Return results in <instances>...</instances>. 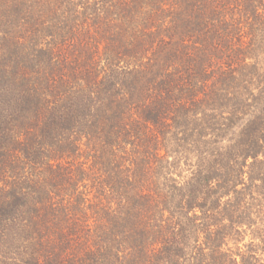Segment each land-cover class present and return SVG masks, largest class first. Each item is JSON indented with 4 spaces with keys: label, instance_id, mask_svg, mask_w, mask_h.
<instances>
[{
    "label": "trees",
    "instance_id": "obj_1",
    "mask_svg": "<svg viewBox=\"0 0 264 264\" xmlns=\"http://www.w3.org/2000/svg\"><path fill=\"white\" fill-rule=\"evenodd\" d=\"M0 264H264V0H0Z\"/></svg>",
    "mask_w": 264,
    "mask_h": 264
}]
</instances>
